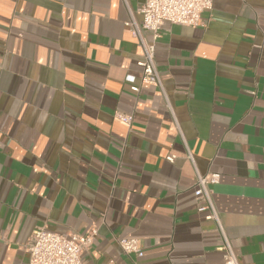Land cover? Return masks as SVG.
<instances>
[{"label": "crops", "instance_id": "crops-1", "mask_svg": "<svg viewBox=\"0 0 264 264\" xmlns=\"http://www.w3.org/2000/svg\"><path fill=\"white\" fill-rule=\"evenodd\" d=\"M143 2L0 0V264H28L37 228L96 229L84 264H224L196 171L219 176L238 264H264V0H212L201 26L163 25L155 62L172 112L140 82L126 23Z\"/></svg>", "mask_w": 264, "mask_h": 264}, {"label": "built area", "instance_id": "built-area-1", "mask_svg": "<svg viewBox=\"0 0 264 264\" xmlns=\"http://www.w3.org/2000/svg\"><path fill=\"white\" fill-rule=\"evenodd\" d=\"M212 8V0H144L138 8L137 14L140 22L133 18L126 23L130 28V34L137 40V54L139 61L137 66L141 72L140 82L158 88L162 93L165 108L172 112L170 104L162 87V79L155 62V48L160 31L165 24L183 27L201 26V15ZM132 93H138L139 87H130ZM114 118L126 124L132 122V116L115 113ZM187 150V149H186ZM187 160L194 166L191 153L186 151ZM167 162L172 163L174 156H167ZM216 174L201 175L196 171L193 193L197 202V212L204 215L207 221H213L216 225L222 245L219 251L222 253L224 264H238L237 257L226 237L220 223L210 186L218 183ZM96 229H89L85 234H70L63 236L48 232L43 228L35 229L27 244L28 264H84L83 254L90 250L95 237ZM121 251L127 256L141 258L143 250L139 241L134 238H124L118 241Z\"/></svg>", "mask_w": 264, "mask_h": 264}]
</instances>
